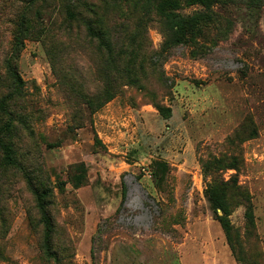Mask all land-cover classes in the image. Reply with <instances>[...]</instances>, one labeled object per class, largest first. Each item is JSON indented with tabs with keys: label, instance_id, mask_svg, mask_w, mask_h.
Segmentation results:
<instances>
[{
	"label": "rangeland",
	"instance_id": "374dc122",
	"mask_svg": "<svg viewBox=\"0 0 264 264\" xmlns=\"http://www.w3.org/2000/svg\"><path fill=\"white\" fill-rule=\"evenodd\" d=\"M156 1L0 0V264H264V0H215L184 44ZM215 158L236 168L205 173ZM221 183L228 240L205 196Z\"/></svg>",
	"mask_w": 264,
	"mask_h": 264
},
{
	"label": "trees",
	"instance_id": "16d2710c",
	"mask_svg": "<svg viewBox=\"0 0 264 264\" xmlns=\"http://www.w3.org/2000/svg\"><path fill=\"white\" fill-rule=\"evenodd\" d=\"M215 0H157L155 4L156 12L162 17L164 26L170 32V39L173 44H184L191 41L196 36L202 33V29L211 21V14L209 12L211 6ZM182 5L194 6L198 5L203 10L196 11L189 15L180 14L179 10ZM28 28L25 24L21 25L20 36L17 39V50L22 46V40L27 35ZM11 77L17 87H20L23 83L18 72L8 66ZM159 113L163 117L170 115V108L167 106L158 107ZM11 126V121L7 120L0 126V150L3 154V161L6 164H15V158L13 151L8 142L3 138L8 134ZM224 159L215 158L212 161L204 164L205 173H214L219 167L223 168H236V161L233 159L230 163L223 164ZM160 176H163L166 172V164L160 163ZM76 174L73 176V186L79 187L82 184L85 174V168L83 164H80L76 169ZM217 184V183H216ZM64 185L63 181L58 182L57 186L61 188ZM223 183L217 185H208L205 189V196L209 202V205L214 213L215 219L220 223L222 230L228 240L230 233V224L227 219L228 209L227 200ZM33 193L36 200V205L40 213V220L42 223L43 238L42 245L46 256L56 257V253L52 247V235L54 231V224L50 213L47 210L49 204V198L52 194L51 187L43 185L40 187H34ZM218 209L221 210L222 215L218 214ZM247 218L251 219V212H246Z\"/></svg>",
	"mask_w": 264,
	"mask_h": 264
}]
</instances>
